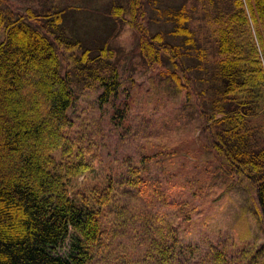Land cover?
<instances>
[{
	"label": "trees",
	"instance_id": "1",
	"mask_svg": "<svg viewBox=\"0 0 264 264\" xmlns=\"http://www.w3.org/2000/svg\"><path fill=\"white\" fill-rule=\"evenodd\" d=\"M144 1H127L128 23L137 34L141 56L150 64L166 62L164 75L192 93L191 84L181 80H190L192 70L197 74L205 67L209 69L207 79L217 95L208 99L207 108L197 106L202 123L196 140L208 135L205 148L214 152L224 175L242 172L251 179L264 230V144L251 139L249 132L254 128L248 124L259 108L258 92L264 87V0L212 3L213 9L207 11L213 26L211 50L192 26L194 18L189 16L184 0L162 10V23L169 27L153 32L141 22ZM6 2L0 0V264H86L92 248L103 242L104 231L115 235L122 228L120 233H125L123 227L132 210L141 220L136 224L137 232L148 236L147 243L152 241L147 250L160 247L169 263L174 254L170 240L174 244L176 229L162 206L175 208V218L189 212L183 191L193 188L191 193L199 194L204 182L203 177H197L199 166L193 162L198 163L197 154L190 147L180 152L179 157L192 166L174 180L164 177L161 181L157 174L145 178L138 171L145 172L146 166L133 165L118 177L102 175V184H89L85 172L94 168L76 141L64 132L73 124L69 109L76 95L69 74L60 71L57 44L82 46L75 75L80 82L97 83L101 88L99 105H111L110 121L118 124L125 119L127 102L122 98L115 101L122 82L115 66L106 59L108 34L102 46L97 42L83 44L77 36L64 35V9L13 15L8 6H1ZM124 10L113 2L109 15L122 18ZM92 49L99 52L91 55ZM205 91L200 89V93ZM257 129L264 131V125ZM178 151L173 146L161 147L141 155V160L171 157ZM93 173L98 175L95 169ZM81 174L84 176L78 181ZM76 182L80 186L74 187ZM135 189L140 203L128 199ZM223 193L220 191L216 198ZM107 213L110 218L104 224ZM66 238L69 250L62 254L60 248Z\"/></svg>",
	"mask_w": 264,
	"mask_h": 264
},
{
	"label": "rangeland",
	"instance_id": "2",
	"mask_svg": "<svg viewBox=\"0 0 264 264\" xmlns=\"http://www.w3.org/2000/svg\"><path fill=\"white\" fill-rule=\"evenodd\" d=\"M6 1L7 4L1 6L7 9L9 7L13 15L29 12L28 10L41 14L64 9L61 21L64 35L70 38L77 36L83 44L97 42L102 46L104 35L108 34L110 54L107 53L109 57L106 59L115 66L122 82L120 94L115 101L122 98L127 102L125 119L118 124L110 121L111 105H99L97 96L101 88L97 83L88 80L80 82L75 75L78 64L76 59L82 52V46L66 48L62 42L57 44L60 71L69 74L76 95L69 109L73 124L64 132L76 141L83 157L98 171L95 177L94 169L85 172L89 184H102V175L111 173L118 177L121 171L125 173L128 166L133 165L136 168L146 166L145 172L138 171L145 178L157 174L161 181L164 177L174 180L184 173L188 165L192 166L183 157H179L180 152L190 147L198 156V163L195 160L193 162L199 166L197 177L204 178L202 191L199 194L191 193L193 188H185L183 191V198L194 209L187 205L185 209L189 208V212L175 218V208L162 206L168 217L175 222L176 229L174 244L170 240L174 254L169 263L164 260L160 247L155 251L147 250V244L152 241L147 243L148 236L137 232L136 224L140 225L141 220L132 210L129 221L123 227L125 233H120L122 228H118L115 235L104 231L103 242L92 248L86 264H264V230L251 179L242 172L224 175L218 167L219 160L214 152L205 148L208 145V135H204L202 141L196 140L202 123V115L200 116L197 106L199 109L207 108L208 99L217 95L212 93L207 79L210 76L209 69L205 67L197 74L192 70L190 80H181L182 84H191L192 93L184 85L178 87L164 75L166 62H145L137 48V34L128 23V0ZM181 1L145 0L144 18L141 20L145 29L149 32L157 29L165 31L169 24L162 23V10L173 8ZM221 1L184 0L189 16L193 15L194 18L191 24L197 28L207 50H211L213 43V26L207 11L210 7L213 9L212 3ZM113 2L125 7L122 18H112L109 15ZM2 35L0 27V39ZM98 52L97 49H92L91 55ZM204 65L209 67L208 62ZM204 88L206 91L200 93V89ZM258 96L259 108L250 117L248 124L254 128L249 132L251 139L261 145V142L264 144V131L257 127L264 125V87L259 90ZM167 143L171 145L168 146ZM159 145L162 148L173 146L179 149V153L171 157L163 155L158 159L147 157L149 160H141V155L159 150ZM83 176L84 174L79 175L77 180L81 181ZM229 184L230 188L225 190ZM77 186H80L78 182L74 187ZM222 190V196L216 198ZM134 191L128 199L130 202L135 200L140 203L142 200L136 189ZM109 218L110 213H107L103 217V223ZM68 250L69 241L66 238L60 253L64 254Z\"/></svg>",
	"mask_w": 264,
	"mask_h": 264
}]
</instances>
